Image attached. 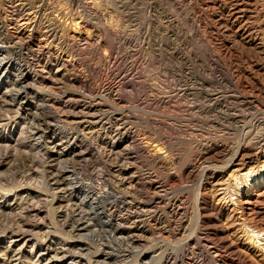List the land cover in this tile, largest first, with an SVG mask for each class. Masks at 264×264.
Masks as SVG:
<instances>
[{"label":"rangeland","instance_id":"rangeland-1","mask_svg":"<svg viewBox=\"0 0 264 264\" xmlns=\"http://www.w3.org/2000/svg\"><path fill=\"white\" fill-rule=\"evenodd\" d=\"M12 2L0 0V20L9 39L27 44L19 49H23L21 52L28 56L32 54L35 80L34 84L31 81L14 83L11 87L16 88H12V93L9 94L6 91V83L0 84V123L10 120L14 124L21 118L16 127L11 123V131L4 138L5 142L8 139L10 141L5 147H0V201L4 196L9 198L15 192L23 196L21 200L18 196L17 203L8 202L6 207L0 209V237H7V245L12 235L14 239L15 236L21 238L24 235L38 244V241L45 240L42 237L45 238L50 233L56 238L54 240L57 243L59 240L60 243L71 240L75 245L84 244L85 246H78L73 250L66 247L67 255L77 254L76 257L82 258V264H134L138 259L139 264H153L151 260L153 253L150 252V245L154 243L152 238L153 240L157 238L156 242L161 244L165 242V247L169 246L168 244L180 245L185 241L176 240L173 221H180L185 215L191 219L189 228H192L196 218L193 204L200 176L188 179L183 169L197 166L199 155H202L205 148L213 142L229 147L240 140L244 144L247 143L243 140L242 133L245 120L239 124L230 123V126L229 121L223 119L222 111L230 107L224 100L225 95L230 92H258L252 88L251 80L238 78L236 70L231 68L230 63L239 66L238 69L256 75V78L264 75V72H259L258 75V72L250 67L252 64L264 63V52L251 50L247 44L240 41V34L249 23H264V9L259 12L260 14L247 10V16L242 22L236 21L233 15L226 13L221 19L228 18L230 23L224 27L225 24L223 26L219 21L216 22L220 18L221 9L218 6L209 8V16L206 19L203 15L205 5L202 0ZM28 17L33 22L24 26L22 34H18L16 25L21 19ZM206 22L214 26V29L211 31L205 29ZM51 28L56 32L55 37H50V40L47 31ZM236 31L239 33L238 39L235 38ZM255 33L259 35L258 31ZM226 43L231 51L227 49ZM16 51L18 50L14 49V52ZM56 59L59 64L54 61ZM220 71L229 78L227 84L224 83L225 87L218 85L214 78L216 76L218 78ZM204 75L210 76L207 84L203 82ZM218 89L222 91L220 93L222 101L215 103L207 93ZM89 105H95L92 110V114H95L94 119L89 116L81 117L82 113L87 114ZM225 122L231 128H226ZM236 127L240 129L236 130ZM68 129L73 134L80 135L76 142L71 141L73 138L70 139L71 145L75 143V146L81 145L82 148L74 147L76 150H69L70 154H60V149L56 152L50 144L59 133L63 132L66 136L70 132ZM39 134L44 135L42 142L49 143L46 145L49 155L31 144L37 142L35 138ZM113 140L119 145L115 154L124 152L122 161L124 159L126 165L140 172L136 175L139 185L131 187L138 199L150 197L148 190L141 187L148 180H161L169 188L167 197L171 201L170 206L166 204L167 200L161 204V209L165 211L164 213L167 212V216L169 215V232H165L163 224L158 225L151 216H146L136 224L131 222L132 225L127 224L129 227L136 226L137 234L140 235V239L130 244L128 233L123 230L116 232V226L107 221L104 215L99 220L87 205L80 203L82 195L78 192L68 194L71 200L69 206L62 208L63 210H57V205H54L55 209L49 205V177L55 172L62 175L61 170L66 168L68 177L73 176L67 180L66 188L70 186L69 190L75 183L78 189L81 187L75 180L98 188L100 182L97 183L96 180L101 174H108L106 177L109 182L106 183L117 184L122 178L118 172L112 171L117 156L107 153L113 145ZM152 144L163 146L160 155L169 161V172L178 176L177 188L170 182L166 183V172L155 170ZM108 154L110 159L107 157ZM203 160L205 162L201 166L211 165L210 168L216 170L223 166L221 157L216 155L214 157L210 155L208 159ZM75 177L77 179H74ZM71 179L75 183L69 185ZM177 197L181 199L179 207L178 204L172 205ZM31 205L39 208L41 214L29 212L28 209L33 208ZM62 211L69 214L65 216L68 218L64 219ZM116 212L117 215L121 214ZM104 221L108 226L101 225ZM15 222L19 224L15 225ZM62 222L77 225L79 230H70L67 223ZM34 223L44 225V229L34 231L29 227ZM65 231H68L66 236ZM198 233V240L193 241L198 245H195L193 252L190 249L184 255L179 254L178 264H229L217 256L214 244L205 241L202 232ZM66 237H70V240ZM49 240L51 238L44 243H48ZM30 249L26 247L22 250L23 264H32L29 260ZM170 250L168 252L173 253ZM8 251L7 248V253ZM227 254L223 253L226 258H231V255ZM170 256L176 257L174 254ZM164 259L162 263L157 264H166Z\"/></svg>","mask_w":264,"mask_h":264},{"label":"bare ground","instance_id":"bare-ground-1","mask_svg":"<svg viewBox=\"0 0 264 264\" xmlns=\"http://www.w3.org/2000/svg\"><path fill=\"white\" fill-rule=\"evenodd\" d=\"M12 1L16 2L19 0H12ZM202 1L204 2V5H205L203 8V12H204L203 15L206 17V19L209 16V11H208L209 8H212V7L215 8L218 6L221 9L220 18L216 20V22L219 21V24L221 25L225 24V26L223 25L224 27L228 26L230 23L228 18L224 17V19H221L226 13L233 15L236 21L242 22L245 20L247 16V12H246L247 10L251 12L256 11L258 14H260L262 9H264V0H202ZM131 7L133 6L131 5ZM31 21L32 19L30 17L21 19V22H19L16 25L18 34H22L23 27L27 26L28 24H31L33 22ZM233 23H236V22H233ZM244 23H247V22H244ZM205 24H206L204 25L205 29L209 31L214 29V26H212L211 24L207 22ZM256 24L249 23L248 26H246L243 29L242 33L240 34L241 35L240 41L242 43L247 44L251 50L252 49L259 50L263 53L264 52V23L260 22V24H257V25ZM217 29H218V25H217L216 30ZM255 31H258L259 35L258 33H255ZM55 32L56 31L51 28L50 30L47 31V37L48 38L55 37ZM6 35L8 34L6 33ZM6 35H5V29L0 20V84L6 83V87H7L6 91L8 92L7 94H9V92L12 91V88H16V87H11L13 86L14 83H17V82L28 83V81H31L33 83V81L35 80L34 79L35 77L33 75L35 68L34 69L32 68V62H33L32 57H31L32 54L31 56H28V54L26 55V53L24 54L23 52H21L23 49L22 50L19 49L21 48V46L25 47V45L27 44L19 43L17 42V40L15 41L13 39H9ZM217 36L218 35H216V37ZM237 37H239L238 32L235 34L236 39H238ZM17 38H20V37H17ZM18 40L20 41V39ZM225 45L227 49H229L227 46V43ZM14 49H17L18 51L14 52ZM9 50L12 54L9 52ZM226 54L228 55L227 50H226ZM54 61L57 64H59L58 59ZM230 66L233 70L234 69L236 70L235 72L239 76L238 78L240 80L242 79L245 80V78H248L253 83L252 88H255L258 91V92L251 91L252 93H249L247 91L245 92L232 91L230 92V94L225 95V98H224L225 102H227L228 105L230 104V107L224 108L225 110L222 111V114H224L225 116V117L223 116V119L225 118L227 121H229V125L230 123L233 125L236 123L239 124V122H242L245 120L244 122L246 123V125H244L245 123H243L242 133L244 135L243 140L247 141V143L244 144L240 142L242 141L240 140L238 141V143L236 142V144L230 147L226 146L225 144L218 145L217 143H214V142L212 144L209 143L210 145L205 148L204 153L202 155H199V161H196L198 165L197 166L194 165V166L183 169V173L185 177L188 179L196 178L200 176L199 178L200 180L198 182V186L196 189V197L194 200L195 202L193 204L194 213H195L196 218L193 222L194 224L192 228H189L190 223H192V221L190 222L191 219L185 215L183 216V218H181L180 221L174 220L173 223L171 222L174 225V234H175L176 240L178 242L185 241L181 244L179 243L180 245L173 246L172 244H168L169 246L166 245L165 247V242L161 244V242H156L157 238H154V240L152 238V242L154 243L153 245L151 244L152 246L150 245V252L153 254L152 255L150 254V255L152 258L151 260H153V264H157V262L162 263L163 258L166 259V264H178V259H180L178 258L179 254L184 255L185 252L190 249H191V252H193L195 245L196 244L198 245V243L196 244L193 243L194 240L196 241L198 240L197 232L199 233L202 232L205 236L203 239L211 244H214L213 248L215 249L214 252L217 254V256H220L223 261L225 260L228 261L229 264H264V75H259L261 72H264V63L252 64L250 66L252 70L254 69L256 72H258L257 74L260 77H257V78H256V75L252 73L249 74V72L245 70L238 69L240 67L237 65L230 63ZM217 67L218 66H216V68ZM221 72L222 71H220V74H218L219 75L218 78H216L217 76L214 78H215V81L218 83V85L221 84V86L223 85V87H225L224 83L226 85L227 84L226 82L229 81V78L224 76ZM256 72H253V73H256ZM207 75L208 74H206V76ZM206 76L205 75L203 76V82L205 84L208 83L207 80H209L208 78L210 77V76L209 77H206ZM211 77L213 76L211 75ZM210 81H211V78H210ZM221 92L222 91L218 89V91L211 92L210 94L207 93V95H210L211 96L210 99L214 100L216 103L221 100L220 99ZM20 105L22 104L20 103ZM94 108H95V105H89L87 108L88 110L87 114L83 115V113L81 112L82 113L81 117L88 118L89 116L90 118L94 119L95 114L94 113L92 114V110ZM246 120H249V121H246ZM20 122H21V118L19 121L14 122V124L10 120H8L5 123H0V129H2V131H0V147L1 146L5 147V145H7V143L10 141L7 138L8 141L5 142L4 138L6 134L8 136V132L11 131V127H12V126L10 127L11 123L14 125V127H16L17 125H19ZM100 122H102V119L100 120ZM229 125H227L226 128H229L231 126ZM48 129H51V127H48ZM239 129H237L236 127V130H239ZM70 132L66 136L62 132V133H59L58 137H55L57 134L54 136L55 138L52 137L54 138V141H52V143L50 144L51 148H54L56 152H58L60 149L59 151L60 154L64 153L65 155L70 154L68 152L69 150L74 151L79 147L82 148L81 145L75 146L74 145L75 143L71 145V141L76 142L80 135H77L78 133L73 134L72 132L71 133ZM34 135L36 136L37 134H34ZM43 138H44V135L39 134L35 138L37 142L31 143V144L38 146L41 152L45 151L47 155H49V152L46 150V147H47L46 145L48 142L47 143L42 142L41 140ZM71 138L73 139L70 141ZM64 139L65 140L67 139V141H64ZM112 142H113V145H111V148L108 149L109 152L107 153H110V154L112 153L111 155H114L117 152L116 148L119 145H118V142H115V140H113ZM151 147H152L153 153L155 154V156L153 157V165H154L155 170L166 172V177H167L166 183L169 184L170 182L172 186L177 188L179 185L178 176L173 172H169V161L165 159V156L160 155L162 154L161 150L163 146L159 144H154ZM90 148L94 149L93 147H90ZM129 153L131 152H128V154ZM110 154L107 155L109 159H110ZM123 154L124 152L115 154L117 158L114 156L115 159H117V162L115 161L116 163L112 166V171L116 173L118 172V174L122 175V178L119 179L117 184L115 183L114 185H110L106 183V182H109L108 178L106 177L108 174L107 175L101 174V175H98V179L96 180L97 183L100 182L98 183V188L90 185L89 183H85L82 181L78 182L77 180H75L81 186L78 189V187L75 186L76 183L71 179L69 181V185L72 184L73 182L75 183V185L73 187L71 186L72 188L71 190H69L70 186L66 188V185L68 184L67 180L68 178H71L73 176L68 177V174H67L68 171H65L68 168H66L65 170H61L63 171L62 175H59L58 172H57L58 174H55L56 172L54 174H51L49 177L50 187L48 188V191H50V193H48L49 205H51V207L53 208H54V205H57L56 206L57 210L58 209L63 210L62 208H64L65 206L67 208L69 206V202L71 200L68 194L71 195L74 192H78L82 195V199L80 200V203L82 205H87L90 211L93 213V215H95L98 219L101 218L102 215H104V218H107L106 219L107 221H109L110 223L116 226V229H115L116 232H120L121 230L127 232L128 238L130 239V244L131 242L133 243L137 241L138 239H140L139 237L140 235L137 234L138 230H136V226L133 225L129 227L127 224L130 222L132 224H136L137 221H141L145 219L144 217L146 216H149V217L151 216L152 217L151 219L154 220L158 225L163 224V227L166 230L165 232H169V228H168L169 227V217H168L169 215L167 216L166 214L167 212L164 213L165 211L161 209L162 207L161 204L165 200H167L166 204L168 205V207L170 206L169 202L171 203V201H169V197H167L169 196V188H167L165 182H161V180H150V181L148 180L144 182L145 184H142L141 187L148 190L150 197L147 199L145 198L146 200L138 199L135 196L136 193L132 191L133 190L132 188L133 186H135V184L139 185L136 175L140 172H136L131 166L126 165L125 162H123L124 159L122 161V158H124L122 157ZM210 155L213 157L214 155L221 157V162H223V166L219 168V170L210 168L211 165L201 166V164L205 162L203 159H208V156ZM200 160H202V162H200ZM0 164H1V161H0ZM110 172H111V168H110ZM199 172L201 173V175ZM114 175L115 174H112V176ZM120 177L121 176H118V178ZM74 179H77V178L75 177ZM63 185H65V187H63ZM142 192H145V191H142ZM11 195L12 196L9 198H7V196L3 197V200L0 201V209L2 207H6L8 202L9 204L17 203L19 200L18 196L20 197V200L23 198V196L19 192L18 193L15 192ZM233 195H237V196L233 198L232 197ZM180 202H181V199L180 198L178 199L177 197L174 203H172V205L178 204V207H179ZM14 207L16 208V206ZM32 207L33 208H31L30 210L28 208L26 209H28L29 212L35 213L36 215L41 214L40 213L41 211L39 210V208L36 209V207L34 206ZM67 210L68 209H66L65 211L68 212ZM116 211H118V213H121V214L117 215ZM29 212H28V215H30ZM62 212L64 213V211ZM67 214L64 213V217ZM66 218L68 217H65L64 219ZM19 219H23V218H19ZM62 223L63 224L67 223V227L70 228V230L71 229L73 231L79 230L77 229V225L69 224V222H62ZM18 224L19 223H16L15 225H18ZM101 225L108 226L106 225V221L101 223ZM62 226L66 228L64 225ZM29 227L32 228L34 231L35 230L41 231L44 229V225L42 226L41 224H38V223L31 224L29 225ZM68 231L67 232L65 231V234H64L65 236L66 234H68ZM12 233H14V231H12ZM71 235L73 234L71 233ZM16 237L17 236H15V239L13 235L10 237L11 240H9V245H7V237L6 238L0 237V250H2V252L0 251V264H23L22 250L26 249V247L31 248L29 260L32 262V264H82L81 263L82 258L76 257L77 254L75 253L73 254L74 256H68L67 251L70 248L73 250L78 246L80 247L82 245L83 246L85 245L81 243H78L76 245L75 243H71V240L69 239L70 237H66L67 239L70 240L67 243H60L61 240H59L60 242L57 243L54 240L56 238H53L52 235L49 233L47 236H45V238L44 237L42 238L45 240L51 238V240H49L48 243H44L45 240H43L42 242L38 241V244L35 241L28 239L24 235L21 236V238H16ZM122 238H123V234H122ZM65 240L63 242H65ZM67 246H68V250L66 249ZM7 248L9 249L8 253H7ZM171 248L172 250H170ZM168 250H170L173 253L168 252ZM70 252L68 254H70ZM223 253H228L229 255H231V258H226L223 255ZM170 254H174L176 257L170 256ZM206 256L208 255H205V257ZM75 258H78V259L75 260ZM207 259L210 260L209 258ZM137 261H139V259L136 260L134 264L140 263V262L138 263Z\"/></svg>","mask_w":264,"mask_h":264}]
</instances>
